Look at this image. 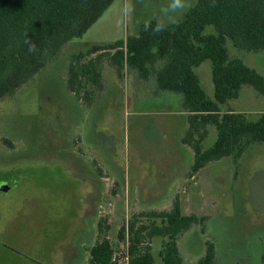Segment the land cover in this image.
Returning a JSON list of instances; mask_svg holds the SVG:
<instances>
[{"label": "rangeland", "instance_id": "rangeland-1", "mask_svg": "<svg viewBox=\"0 0 264 264\" xmlns=\"http://www.w3.org/2000/svg\"><path fill=\"white\" fill-rule=\"evenodd\" d=\"M197 1L180 0L176 7L175 0H114L82 38L67 43L16 95L0 102V264H88L90 248L102 239L100 222L103 235L117 245L120 228L133 215L170 210L176 199L184 215L206 218L178 239L183 264H196L208 242L216 264H262L264 143L191 177L193 151L181 146L187 121L180 95L155 93L151 81L127 70L119 78L109 65L105 89L91 105L68 88L74 55L126 40L149 21L174 22ZM213 32L207 27V34ZM227 47L264 75V51L240 52L230 40ZM195 72L214 99L211 61ZM255 94L244 86L222 109L256 120L264 102ZM216 139L209 127L204 148ZM162 241L149 242L155 264H163ZM127 248L128 241L121 242L116 252Z\"/></svg>", "mask_w": 264, "mask_h": 264}, {"label": "trees", "instance_id": "trees-1", "mask_svg": "<svg viewBox=\"0 0 264 264\" xmlns=\"http://www.w3.org/2000/svg\"><path fill=\"white\" fill-rule=\"evenodd\" d=\"M113 2L0 0V102L16 95L67 43L82 38ZM207 27L214 32L207 34ZM228 40L240 52L264 51V0H198L174 22L149 21L126 40L94 44L72 57L68 88L80 102L91 105L105 89L104 71L109 65L119 78L127 70L140 81H151L155 93L180 95L181 112L189 124L182 142L194 152L189 174L194 177L212 162L226 157L238 160L250 146L264 143V111L252 120L247 113L222 109L239 98L244 86L264 96V75L233 57ZM208 60L214 99L208 97L195 72ZM212 126L217 139L206 149L203 142ZM205 221L196 214L184 215L176 199L170 210L133 215L120 228L117 245L103 235L100 222L102 239L91 247L88 264H118L113 260L119 253L116 248L126 241L130 264H155L149 242L156 238L163 240V264H183L178 239ZM216 255L214 244L208 242L196 264H216Z\"/></svg>", "mask_w": 264, "mask_h": 264}, {"label": "crops", "instance_id": "crops-1", "mask_svg": "<svg viewBox=\"0 0 264 264\" xmlns=\"http://www.w3.org/2000/svg\"><path fill=\"white\" fill-rule=\"evenodd\" d=\"M255 99L257 100V101H260V102H264V96H262V95H260V94H255ZM232 110H234V109H232ZM237 112V111H236ZM263 111H261V112H258L257 114H259V113H262ZM244 113V112H243ZM183 116L186 118V114H183ZM186 121H187V119H186ZM184 128V130L186 129V130H188V128H189V124H188V121H187V125L186 126H184L183 127ZM185 132H187V131H185ZM184 135H185V133H184ZM182 138L183 137H181V146L182 147H184V148H188V149H191L188 145H185L183 142H182ZM81 142H82V140H79V143L81 144ZM193 162H194V152H193ZM193 164V163H192ZM98 165V164H97ZM192 166V165H191ZM98 167V166H97ZM100 167V166H99ZM100 172L101 171H103V170H100V169H98ZM91 249V248H90Z\"/></svg>", "mask_w": 264, "mask_h": 264}, {"label": "built area", "instance_id": "built-area-1", "mask_svg": "<svg viewBox=\"0 0 264 264\" xmlns=\"http://www.w3.org/2000/svg\"><path fill=\"white\" fill-rule=\"evenodd\" d=\"M114 261L118 262V264H130V256L128 252V248L125 252H121V254H116L114 256Z\"/></svg>", "mask_w": 264, "mask_h": 264}, {"label": "clouds", "instance_id": "clouds-1", "mask_svg": "<svg viewBox=\"0 0 264 264\" xmlns=\"http://www.w3.org/2000/svg\"><path fill=\"white\" fill-rule=\"evenodd\" d=\"M175 6L176 7H182V5L180 4V0H175Z\"/></svg>", "mask_w": 264, "mask_h": 264}, {"label": "water", "instance_id": "water-1", "mask_svg": "<svg viewBox=\"0 0 264 264\" xmlns=\"http://www.w3.org/2000/svg\"><path fill=\"white\" fill-rule=\"evenodd\" d=\"M2 190L5 191V192H7L8 191V188H3Z\"/></svg>", "mask_w": 264, "mask_h": 264}]
</instances>
